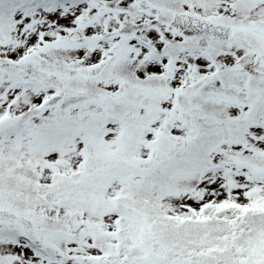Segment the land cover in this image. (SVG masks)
<instances>
[{
    "label": "snow or ice",
    "instance_id": "snow-or-ice-1",
    "mask_svg": "<svg viewBox=\"0 0 264 264\" xmlns=\"http://www.w3.org/2000/svg\"><path fill=\"white\" fill-rule=\"evenodd\" d=\"M0 264H264V0H0Z\"/></svg>",
    "mask_w": 264,
    "mask_h": 264
}]
</instances>
